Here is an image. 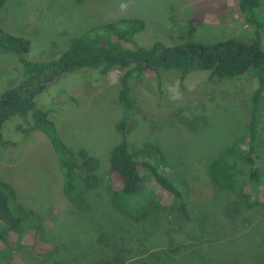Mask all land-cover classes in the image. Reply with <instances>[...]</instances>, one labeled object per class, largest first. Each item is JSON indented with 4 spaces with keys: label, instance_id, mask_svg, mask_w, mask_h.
Listing matches in <instances>:
<instances>
[{
    "label": "rangeland",
    "instance_id": "374dc122",
    "mask_svg": "<svg viewBox=\"0 0 264 264\" xmlns=\"http://www.w3.org/2000/svg\"><path fill=\"white\" fill-rule=\"evenodd\" d=\"M120 17L146 22L145 30L136 35L145 46L157 40L172 41L171 33L189 20L197 26L193 38L196 41L264 39V29L260 30L261 35L255 34L254 28L244 24L238 0H7L0 7V25L30 39L26 54L29 60L58 59L71 38ZM261 42L264 47V41ZM124 45L133 47L132 43ZM124 71L114 68L99 75L95 69L84 68L66 72L36 97L39 108L52 110L58 133L71 149H86L99 158L97 174L101 188L96 194L72 200L67 197L49 138L41 131L19 130L20 125L27 124L20 115L5 122L0 139V176L15 187L18 201L35 211L42 226L30 246L22 247L25 235L11 243L10 264H40L53 251L66 257L70 264H119L112 249L121 244V239L128 251L139 254L157 244L179 243L193 232L203 235L212 217L215 221L226 219L232 196L211 183L208 165L246 135L251 97L258 79H210L207 70H195L182 81L176 69L162 67L157 72L147 70L140 78L131 80L136 106L128 133L132 152L148 142L160 144L165 166L161 157H156V149L147 152V157L162 172L186 178L193 197L191 209L199 219L203 216L207 221L205 229H194V222L183 233L167 217L147 227L149 223L144 225L113 212L109 194L103 191L111 185L110 154L121 139L116 125L124 114L119 102ZM23 78L24 68L18 56L0 50V95ZM139 159L144 160V155ZM142 175V189L133 199L138 202L157 190L151 173L144 170ZM0 228L4 229L1 221ZM101 233L107 235V245L99 244ZM194 249L174 257L159 249V257L139 256L125 264H215L216 254L228 260L231 257L236 264H264V218L257 217L239 246L221 240L213 246L206 245L205 252Z\"/></svg>",
    "mask_w": 264,
    "mask_h": 264
},
{
    "label": "trees",
    "instance_id": "16d2710c",
    "mask_svg": "<svg viewBox=\"0 0 264 264\" xmlns=\"http://www.w3.org/2000/svg\"><path fill=\"white\" fill-rule=\"evenodd\" d=\"M6 1L0 0V7ZM238 8L244 24L254 28L255 34H260V30L264 29V0H238ZM172 17L175 22V16ZM145 28L144 20L120 17L71 38L58 59L29 60L26 54L31 47L30 39L0 25V50L15 53L24 68L23 81L0 95V139L3 138L5 122L16 115L27 121L26 125L18 127L19 130L25 133L43 132L52 143L63 176V191L70 199L100 190L97 174L100 160L86 149H71L58 133L52 110L39 108L36 97L50 82L66 72L91 68L104 75L114 68L125 69L120 77L119 89V102L124 114L116 125L121 139L110 154L111 185L103 191L109 194L113 212L144 225L149 223L147 227H153L151 224L167 217L177 230L184 233L194 222V229H205L207 221L203 216L199 219L198 213L191 209L193 197L186 178L183 180L178 173L162 172L153 159L147 157V152L156 149V157H161L164 167L165 158L160 144L148 142L132 152L128 133L136 106L132 99L131 80L140 78L147 70L157 72L162 67L176 69L182 81L195 70H207L210 79L245 76L258 79L251 97L246 135L208 165L207 176L211 183L232 196L226 219L223 218L222 222L212 217L208 231H204L203 235L198 236L193 232L179 243L157 244V247L139 254L128 251V246L121 239V244L115 250L111 248L113 258L119 260V264L139 256L153 258L159 255V249L165 250L161 251L165 255L174 257L194 248L205 252L206 245L213 246L221 240L239 246L245 234L254 227L257 217L260 220L264 218V47L261 42L264 39L260 37L246 41L231 37L212 43L196 41L193 38L197 26L189 20L171 33L169 39L172 41L157 40L145 46L139 43L136 36ZM124 42L132 43L133 47L124 45ZM140 155H144L145 159L140 160ZM144 170L153 176L157 190L138 202L133 199L142 189ZM37 217L34 210L27 209L18 201L15 187L0 176V221L4 225V229L0 228V264H10L11 243L17 242L22 235L26 236L22 247L30 246L38 230L42 229ZM97 240L100 245H107L105 233H101ZM44 257L40 264H70L66 257L58 256L55 251L48 252ZM214 258L215 264H236L231 257L228 260L221 254H216Z\"/></svg>",
    "mask_w": 264,
    "mask_h": 264
}]
</instances>
